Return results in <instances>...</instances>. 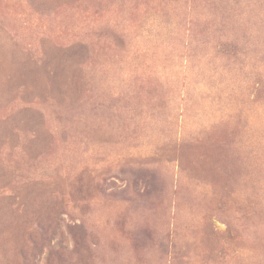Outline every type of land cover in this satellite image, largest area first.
I'll list each match as a JSON object with an SVG mask.
<instances>
[{"label": "rangeland", "instance_id": "1", "mask_svg": "<svg viewBox=\"0 0 264 264\" xmlns=\"http://www.w3.org/2000/svg\"><path fill=\"white\" fill-rule=\"evenodd\" d=\"M0 264H264V0H0Z\"/></svg>", "mask_w": 264, "mask_h": 264}]
</instances>
